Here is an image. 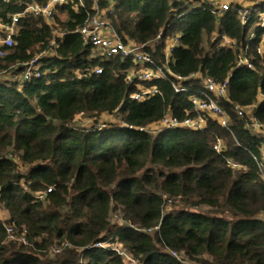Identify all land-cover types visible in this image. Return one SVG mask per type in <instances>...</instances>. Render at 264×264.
Listing matches in <instances>:
<instances>
[{"label":"trees","instance_id":"obj_1","mask_svg":"<svg viewBox=\"0 0 264 264\" xmlns=\"http://www.w3.org/2000/svg\"><path fill=\"white\" fill-rule=\"evenodd\" d=\"M49 1L0 0V20ZM244 3L218 13L206 0H65L50 24L19 19L14 45L0 58L7 76L0 81V207L8 213L0 264H123L113 250L95 247L111 238L140 264H264V131L249 127L250 116L264 125L257 51L264 0ZM245 9L251 18L242 23L237 11ZM95 15L123 44L143 47L165 76L128 80L140 65L97 55L77 32ZM42 53L40 77L19 79ZM242 57L251 69L239 65ZM208 79L228 83L225 98H214L226 128L195 112L190 92L173 91L176 83L202 89ZM140 88L157 94L132 100ZM77 116L94 124L109 117V125L78 128ZM166 116L202 117L204 126L161 130ZM113 213L120 223L111 222ZM4 225L26 244L7 241Z\"/></svg>","mask_w":264,"mask_h":264},{"label":"built area","instance_id":"obj_2","mask_svg":"<svg viewBox=\"0 0 264 264\" xmlns=\"http://www.w3.org/2000/svg\"><path fill=\"white\" fill-rule=\"evenodd\" d=\"M2 2H8L10 0H1ZM18 1V0H17ZM115 0H107L109 4H113ZM177 3L182 2H191L194 0H174ZM210 3L218 13H225L232 9L235 0H206ZM65 0H50L46 5H37L29 4L25 8L14 14H9L5 21L0 20V58H4L9 53L10 49L14 45L15 37L18 33L17 24L20 18L24 15H31L42 19L44 22L50 24L54 15V6L61 4ZM240 15L242 23L250 20V10H239L237 11ZM260 17V25L264 27V15L258 14ZM82 41L85 44L90 45L95 53L102 57L103 59H110L115 56H120L122 58H131V60L140 65L142 68L136 72L128 75L127 79L137 78L140 81H149L154 78H162L164 75V70L160 66H155L151 60V57L143 51V47L136 46L132 44H123L121 39L114 33L113 29L109 25L108 21L102 17L94 16L88 19L85 25L77 31ZM56 38H62L63 32L53 31L52 33ZM252 35H250V39ZM160 39L158 35L154 43H157ZM177 44V38H174L168 42L167 53L171 51L174 45ZM55 41H53L50 46L53 47ZM223 46H233V42L227 38H222ZM259 54L264 55V40L260 42L257 47ZM44 53L36 56L33 60L24 65V69L19 76L23 82L30 81L32 79H37L40 77V60ZM145 65L153 66L145 67ZM239 65H245L247 68L251 69L252 65L245 57L240 58ZM102 72L101 68L95 70L96 74ZM179 77L177 80L179 81ZM173 91L177 94H186L191 93L190 102L195 112L202 114L203 116H208L213 120L217 121L218 124L226 128L228 125V118L225 115L224 111L221 109L219 104L214 98H225L228 90L227 81L217 84L212 80H206L203 84L202 89L192 90L188 89L182 84H173ZM157 94L155 88H140L136 93L132 94L130 97L135 101H142L149 98L152 95ZM251 108L246 109H237V114L239 117L243 116V113L248 112ZM204 126V119H185L183 122L178 121L176 118L171 116H166L161 121V130L168 129H177L179 127H185L190 129H201ZM249 127L254 132L264 131V125L257 122L253 117H249ZM142 131V130H141ZM214 151L217 153L221 152V141L217 140L216 144L213 146ZM229 166L234 169H237L238 166L236 163L229 162ZM5 234L7 236V241H19L22 244H26L23 236L17 237L16 232L12 226L4 225ZM95 247L109 248L119 256L123 264H140L131 254L126 252L115 239H108L106 241L97 242ZM172 257L179 259V256L176 253H171Z\"/></svg>","mask_w":264,"mask_h":264},{"label":"rangeland","instance_id":"obj_3","mask_svg":"<svg viewBox=\"0 0 264 264\" xmlns=\"http://www.w3.org/2000/svg\"><path fill=\"white\" fill-rule=\"evenodd\" d=\"M235 3L246 6V4L244 3V0H235L234 4ZM255 13H257V11ZM60 18H62V16ZM5 76L6 75L0 76L1 82L5 81V79L7 77V76L6 77ZM107 120H109V117L103 116V117H101V121L99 122V124H94L92 119L82 117V116H77L73 121V125L78 127V128H87L88 129V128L92 127L95 129H98V128L102 129L103 128V125H102L103 122L105 123V125H109L108 124L109 121H107ZM221 146H222V144H221ZM118 215H119L118 213L112 214V216H111V222L112 223H114V224L120 223V218ZM7 219H8V213L4 209H2V207H0V221L5 222ZM17 236H19V235L17 234ZM179 259H180V262L184 263L183 257H179ZM185 264H187V263L185 262ZM190 264H192V263H190Z\"/></svg>","mask_w":264,"mask_h":264}]
</instances>
